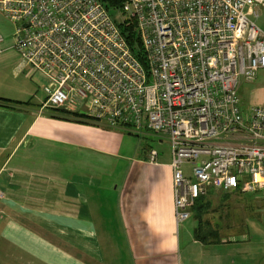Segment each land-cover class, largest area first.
<instances>
[{
    "label": "built area",
    "instance_id": "built-area-1",
    "mask_svg": "<svg viewBox=\"0 0 264 264\" xmlns=\"http://www.w3.org/2000/svg\"><path fill=\"white\" fill-rule=\"evenodd\" d=\"M257 7L264 0H122L145 68L103 0H0L16 24L12 47L49 82L41 110L80 103L95 123L167 136L177 224L209 187L264 188V105L238 94L264 69Z\"/></svg>",
    "mask_w": 264,
    "mask_h": 264
},
{
    "label": "crops",
    "instance_id": "crops-1",
    "mask_svg": "<svg viewBox=\"0 0 264 264\" xmlns=\"http://www.w3.org/2000/svg\"><path fill=\"white\" fill-rule=\"evenodd\" d=\"M257 8L264 32V8ZM3 43L0 97L8 101L0 104V264H264V188L238 192L240 199L225 190L229 200L237 199L236 227L229 231L238 236L195 239L193 211L185 220L192 216L194 223H176L171 155L155 162L147 150L141 158L130 156L129 126L41 110L32 97L35 86L28 91L6 77L4 70L25 64ZM102 189L113 194L112 223L100 206ZM213 189L204 195L202 221L211 223L208 212L216 209L225 224V192Z\"/></svg>",
    "mask_w": 264,
    "mask_h": 264
},
{
    "label": "rangeland",
    "instance_id": "rangeland-1",
    "mask_svg": "<svg viewBox=\"0 0 264 264\" xmlns=\"http://www.w3.org/2000/svg\"><path fill=\"white\" fill-rule=\"evenodd\" d=\"M256 11L259 12L260 9L257 8ZM109 13L115 21H120L123 18L122 14L115 9H110ZM254 20L256 23V18H254ZM15 29H16V24L13 21L6 18L4 14L0 11V35L3 37L4 40L3 45H7V46L12 45L13 34ZM20 62L21 64H23L21 59ZM4 73L11 83H17L23 88H27L28 91L32 86H35L36 87L35 92L37 91L38 93L32 97L33 99H35L34 101H36L38 104L41 105V102L45 98L42 86L49 84L46 76L41 71L35 70L29 65H25L24 68L13 69V67H10L7 71L4 70ZM238 94L240 97L241 104L243 106L264 105V69H260L257 72L254 79L251 81L241 79V83L238 89ZM78 105L79 106L72 108L75 110L83 111L82 104L79 103ZM58 108H62V107H58ZM46 109L49 110V108H45L44 111H47ZM128 133H130V135L128 139H126L127 140L126 147L131 150L130 153H128L130 154V156L135 155V157L141 158L143 156V152L146 150L148 151L150 148H154L157 150L158 157L156 159L158 160L166 159L168 154L170 155L169 141L164 133L154 132L149 129H143L138 133L131 130V132ZM135 145H136V150L134 149ZM122 163L126 168H130L133 162L131 160H123ZM188 168H189L188 164L183 165L184 172L188 171ZM213 191L219 193L225 192V190L223 189H216V188H214ZM109 192L110 191L107 190V193ZM98 193H99L98 196H100V204H101L100 206L104 207L107 212L106 219L108 220L109 223H112L114 218L117 217V216H113V211L116 209V205L112 196L113 194H107L106 191H104L103 189L99 190ZM237 193L238 192H236L234 198L237 197L240 199L241 195H239L240 193L238 194ZM226 194L229 195V192L228 193L225 192V196ZM228 195H227V199H225V224L223 219L217 220L218 219L217 215L221 216L222 213H219V210L217 211L216 209H214L208 212L210 213V222L212 224L211 227L215 228L218 231L217 233L219 235L221 234L226 236L229 235L238 236L239 232L229 231L230 228L236 227L234 221L236 220L235 217L237 214L238 205L232 203L236 202L235 200L237 199H235L234 201L229 200ZM244 195H248V193H245ZM239 201L243 203L242 202L243 200H239ZM239 207L241 208L240 205ZM186 222L194 223L195 220L191 216L190 219L182 221V223H186ZM213 224L215 225L213 226Z\"/></svg>",
    "mask_w": 264,
    "mask_h": 264
},
{
    "label": "trees",
    "instance_id": "trees-1",
    "mask_svg": "<svg viewBox=\"0 0 264 264\" xmlns=\"http://www.w3.org/2000/svg\"><path fill=\"white\" fill-rule=\"evenodd\" d=\"M121 2L122 0H103L105 7L109 11L110 9H115L118 11ZM116 22L133 55L145 68H147L146 58L141 46L135 20L133 18H125ZM7 101L8 100L6 98L0 97V104H3ZM49 110L51 112V115L53 116L68 118L75 121H91L88 115H85L84 113H80L78 111H71L64 108H49ZM233 191L240 192L241 190L237 188ZM227 195L228 194H226L225 199H227ZM207 202L208 200L204 199V195H201L194 201V204L191 208V211H193V215L198 219V225L193 231V236L195 239L203 243L219 240V234L217 233L218 231L215 228L211 227V223H209L208 219L206 218L204 221H202V215L203 213H205L204 206L205 204H208Z\"/></svg>",
    "mask_w": 264,
    "mask_h": 264
}]
</instances>
